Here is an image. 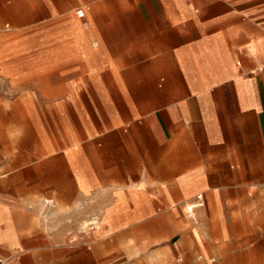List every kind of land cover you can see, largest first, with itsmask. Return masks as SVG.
Segmentation results:
<instances>
[{
  "label": "crops",
  "instance_id": "crops-1",
  "mask_svg": "<svg viewBox=\"0 0 264 264\" xmlns=\"http://www.w3.org/2000/svg\"><path fill=\"white\" fill-rule=\"evenodd\" d=\"M75 11L48 39L0 49L5 75L9 57L29 72L58 70L21 97L33 131L23 123L24 139L43 158L15 181L0 177V264H106L114 246L129 258L121 264H222L208 216L186 235L172 231L178 245L156 230L181 201H195L191 218L224 206L216 193L233 185L264 195V0H101ZM54 201L81 230H42L39 211ZM94 219L99 228L88 227ZM254 223L264 264V215Z\"/></svg>",
  "mask_w": 264,
  "mask_h": 264
},
{
  "label": "rangeland",
  "instance_id": "rangeland-1",
  "mask_svg": "<svg viewBox=\"0 0 264 264\" xmlns=\"http://www.w3.org/2000/svg\"><path fill=\"white\" fill-rule=\"evenodd\" d=\"M46 1L44 7H38L34 0H0V49L18 44L30 46L44 38L48 39L54 26L65 24L69 19L75 17V8L81 7L83 4L87 6L101 0ZM50 6L54 8V14L49 12ZM6 26L8 27L6 28ZM9 59V64L13 66L14 72L11 69V73L6 75L1 72L0 60V177L9 175L7 179L14 180L18 168L31 166V164L43 158L39 147H35L29 139H24L25 129L23 123H25L24 120L28 113L22 105L21 97L23 93H26L25 91L34 87V79L42 78L47 83L54 78V74L58 70L29 72L26 69L31 65L24 58L9 57ZM78 86L79 84H77ZM25 127L29 134L33 132L29 123L26 122ZM27 174L30 173L26 172L25 178ZM242 186L245 190L236 189V185H233L228 191H224L223 195L217 192L218 199L224 202V206L218 208H208L206 206L204 209L193 210L194 216L191 218L187 217L184 209L187 204H194L195 201L192 199L176 203V209L173 212H167V229L158 228L156 231L168 233L170 237L169 242H167L168 245L173 246L174 243L178 245L179 236H174L175 234L172 231L176 230L178 233L186 235L190 227H197L201 224L202 219L208 216L205 220L209 222V228L215 229L214 233L217 234L213 243H216L215 246L221 249L220 253L213 255L220 258L222 264H256V250L259 241L256 239L255 234H250L249 229L251 227L255 231L257 225L254 222L257 217L264 215L262 202L264 195L253 184ZM212 193L213 191L204 193L207 204L212 201V199L210 201ZM2 198L9 201L12 199L11 196H2ZM45 200L48 199L41 197L35 199V202L40 205ZM54 203L56 205L55 209L51 208L49 202H46L48 207L41 208L38 205L36 209L39 211L41 208L39 212L43 214L42 217L46 221L44 227L42 226V230L73 234L81 230V226L83 227L85 224L75 222L80 221L76 219L72 220V223L68 222L70 217H66V213L69 209L58 202L54 201ZM156 203L155 210H161V213L166 212V204L162 203L160 197H156ZM201 234L204 235L203 231H201ZM200 238L201 242L198 244L201 245L206 237L200 236ZM207 242L204 243L205 248L210 246ZM125 243L132 244L133 242L125 241ZM190 245V250L194 253V259L200 253L197 252L199 247H193V243H190ZM157 247L158 245L153 246V248ZM118 249L115 246L112 248L115 257L109 262L110 264H121L129 259L128 256L125 258L123 254H120ZM179 251H181L180 248ZM136 254H139V252H136ZM182 257L183 262L181 264H184L185 256ZM171 258L174 261V258ZM174 263L178 264L175 261Z\"/></svg>",
  "mask_w": 264,
  "mask_h": 264
},
{
  "label": "built area",
  "instance_id": "built-area-1",
  "mask_svg": "<svg viewBox=\"0 0 264 264\" xmlns=\"http://www.w3.org/2000/svg\"><path fill=\"white\" fill-rule=\"evenodd\" d=\"M75 16L78 18V19H82L84 17V12H83V9H77L75 11ZM196 204L195 206L196 207H201L203 206V199H202V196H197L196 197ZM88 227H98V222L96 219L90 221ZM198 260H202V257H198ZM209 264H216V260L214 258H210L208 260Z\"/></svg>",
  "mask_w": 264,
  "mask_h": 264
},
{
  "label": "bare ground",
  "instance_id": "bare-ground-1",
  "mask_svg": "<svg viewBox=\"0 0 264 264\" xmlns=\"http://www.w3.org/2000/svg\"><path fill=\"white\" fill-rule=\"evenodd\" d=\"M83 9H84V8H83ZM92 46H93V47H96L97 44H96V43H93ZM192 209H193L192 207H189V208L187 209V211H191ZM98 228H99V227H98Z\"/></svg>",
  "mask_w": 264,
  "mask_h": 264
}]
</instances>
